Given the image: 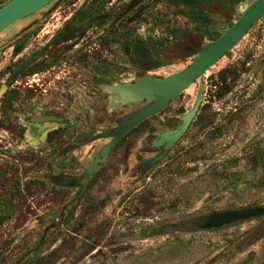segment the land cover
<instances>
[{
  "label": "rangeland",
  "instance_id": "374dc122",
  "mask_svg": "<svg viewBox=\"0 0 264 264\" xmlns=\"http://www.w3.org/2000/svg\"><path fill=\"white\" fill-rule=\"evenodd\" d=\"M252 1L234 5L235 13L225 1L208 3L194 18L170 0H56L0 33V71L45 46L29 64L56 60L13 83L11 108L1 106L7 76L0 78V264H264V217L198 228L212 213L264 208V16L132 130L127 148L83 180L76 199L75 189L48 180L62 168L78 175L105 142L93 135L141 105L114 100L103 85L183 69ZM72 18L73 37L49 45ZM127 33L146 49L129 55L120 43ZM198 95L186 132L138 177L139 160L154 157L150 141L178 126ZM41 113L63 122L29 121ZM119 155L125 162L115 165ZM180 222L184 231H175Z\"/></svg>",
  "mask_w": 264,
  "mask_h": 264
},
{
  "label": "water",
  "instance_id": "95a60500",
  "mask_svg": "<svg viewBox=\"0 0 264 264\" xmlns=\"http://www.w3.org/2000/svg\"><path fill=\"white\" fill-rule=\"evenodd\" d=\"M53 1L55 0H9L3 3L0 6V33L12 24L37 13ZM153 5L155 2L141 9L138 15L147 13ZM241 9L240 16L233 26L223 30L217 39L202 46L183 69L161 78L144 76L134 82L102 86L103 90L109 93L114 100L124 103L145 102L146 104L132 113L117 118L113 128L92 137L93 140L110 139V141L98 151L83 172L68 186H77L80 192L82 186L79 182L91 177L97 166L105 162L110 149L125 132L163 111L180 93L231 51L247 34L251 26L264 16V0H254L249 4H244ZM201 99V95H198L192 108L180 118V124L176 128L162 132L151 140L150 147H161L162 153L151 159L150 165L161 160L183 136L199 109ZM29 121L34 123L63 122L61 118L43 113L32 116ZM259 217H264L263 207L225 210L206 216L199 221L198 228L209 231Z\"/></svg>",
  "mask_w": 264,
  "mask_h": 264
},
{
  "label": "trees",
  "instance_id": "16d2710c",
  "mask_svg": "<svg viewBox=\"0 0 264 264\" xmlns=\"http://www.w3.org/2000/svg\"><path fill=\"white\" fill-rule=\"evenodd\" d=\"M110 1L111 0H93V2H100L101 6L108 4ZM215 1H219V0H170V4L177 6V7H182V10L179 11L180 14L195 18L197 17V15H200V13L202 12L201 10L202 7H205L206 4L213 3ZM221 1H225L226 6L231 9L232 13H235L233 6L244 2L245 0H221ZM73 20L74 19L72 18L63 27V29L57 33V35L52 37V39L48 42L49 45H51L52 42H54V40L57 37H62L63 41H67L68 39L73 37L74 31L76 29ZM137 21H139V18L137 19ZM133 22H135V20H133ZM219 36L220 34L216 35L214 38L208 39V41H213ZM120 43H121L122 49L128 52L129 55L131 53L141 52L142 50L146 49V46L139 39L133 38L129 33L126 34L125 38ZM46 47L48 46H45V48ZM20 49H21L20 46H15L13 48V55L16 56L19 53ZM42 51L38 53H32L30 56L29 62L32 61L31 63H33L34 61H37V59H39L42 56L41 55ZM29 62H25V63L22 62L18 66H14V64L13 65L9 64L0 71V78L7 76L4 80L5 90L1 96V106L5 108H11V104L17 98V93L15 89L12 88L13 83L17 79L36 74L39 71H43L44 69L49 68L52 64H54L56 60L54 61L41 60V61H38L34 65H30ZM155 67L157 68L159 66H155ZM249 208H255V207H249ZM182 225L183 224L181 222L175 224L174 226L176 227L175 231H184L182 229Z\"/></svg>",
  "mask_w": 264,
  "mask_h": 264
},
{
  "label": "flooded vegetation",
  "instance_id": "af4514ba",
  "mask_svg": "<svg viewBox=\"0 0 264 264\" xmlns=\"http://www.w3.org/2000/svg\"><path fill=\"white\" fill-rule=\"evenodd\" d=\"M56 1V0H55ZM54 2V1H53ZM51 4V3H50ZM153 4V3H152ZM155 4H156V2H155ZM240 4V3H239ZM49 5V4H48ZM47 5V6H48ZM151 5V4H150ZM237 5V4H236ZM45 8V7H44ZM143 9V8H142ZM42 10V9H41ZM41 10H39V11H41ZM141 10V9H140ZM140 10L136 13L137 15L139 14V12H140ZM242 10V9H241ZM38 11V12H39ZM34 15V14H33ZM240 16V15H239ZM263 17V16H262ZM261 17V18H262ZM239 18V17H238ZM231 26H233V24L232 25H230V27ZM253 27V25L251 26V28ZM250 28V29H251ZM249 29V30H250ZM249 32V31H248ZM247 32V33H248ZM221 35V34H220ZM245 37V36H244ZM243 37V38H244ZM218 38V37H217ZM216 38V39H217ZM242 38V39H243ZM241 39V40H242ZM240 40V41H241ZM124 83V82H123ZM146 103L144 102V103H141V105L140 106H138V107H136L134 110H132V111H130L129 113H132V112H134V111H136L137 109H139V108H141L142 106H144ZM198 112V111H197ZM129 113H127V114H129ZM197 114V113H196ZM123 115H125V114H123ZM123 115H120V116H118L117 118H119V117H121V116H123ZM145 121V120H144ZM144 121H142L141 123H139L136 127H134L133 129H131V130H128L127 132H125L117 141H116V143L114 144V146L110 149V152H109V154H108V156H107V158H106V160H105V162L108 160V158L110 157V154L115 150V151H117V150H121V151H123L125 148H127V145L125 144V143H127L126 142V138L129 136V134H130V132L132 131V130H134V129H136L138 126H140V124H142ZM115 126V121L114 122H112L109 126H107V127H104V128H102L101 129V132L102 131H104V130H107V129H110V128H113ZM177 127V126H176ZM175 127V128H176ZM174 129V128H173ZM172 130V129H171ZM169 131V130H168ZM100 132V133H101ZM164 132H166V131H164ZM162 133V132H161ZM98 134V133H97ZM160 134V133H159ZM158 135V134H157ZM157 135H155L154 136V138L157 136ZM94 136V135H93ZM102 140H105V142L103 143V145H102V147L106 144V143H108L109 141H110V139H102ZM151 142V141H150ZM101 147V148H102ZM100 148V149H101ZM99 149V150H100ZM149 149L150 150H153V155H154V157H156L158 154H160V153H162V148L160 147V148H151L150 147V143H149ZM69 150H70V152H72V149H71V147L70 148H65L64 149V154H63V156H65L66 154H67V152H69ZM98 150V151H99ZM98 153V152H97ZM96 153V154H97ZM95 154V155H96ZM94 155V156H95ZM63 156L61 157V159L63 158ZM93 156V157H94ZM93 157H92V159H93ZM119 158H117V162L115 163V165H121V164H123V162H125V160H123L122 159V155L120 156H118ZM153 157V158H154ZM153 158H142V159H140L139 160V165H138V171H137V173H138V177L139 176H141V175H143V174H145L149 169H151V167L153 166V165H150V160L151 159H153ZM91 159V160H92ZM90 160V161H91ZM89 161V162H90ZM160 161V160H159ZM88 162V163H89ZM104 162V163H105ZM103 163V164H104ZM103 164H99L98 166H97V169L96 170H98ZM88 165V164H87ZM86 165V166H87ZM62 166V165H61ZM86 166L84 167V169L86 168ZM84 169H82L81 171H80V173L78 174V175H71L70 173H68L69 171L68 170H65V168H62V169H60L59 171H57V172H54V173H51L50 174V176H49V181L52 183V185H55L57 188H62V189H67V188H73V189H75L76 190V193L74 194V197H73V199L75 198V196L78 194V195H80V193H81V191L83 190V188L85 187V183H83L82 181L83 180H85V179H87V178H85V179H83L82 181H80L79 182V185L80 186H82V189L80 190V192H79V187H77V186H74V187H71V186H68L69 184H70V182L74 179V178H76L77 176H79L82 172H83V170ZM90 178V177H89ZM79 192V193H78ZM78 195H77V197H78ZM76 197V198H77ZM239 223H241V222H239ZM237 224V223H236ZM214 230V229H213Z\"/></svg>",
  "mask_w": 264,
  "mask_h": 264
}]
</instances>
